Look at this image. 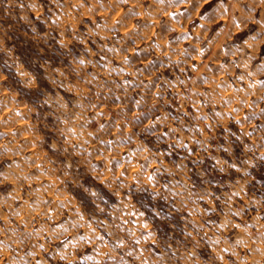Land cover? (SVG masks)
Instances as JSON below:
<instances>
[{
  "label": "rangeland",
  "instance_id": "obj_1",
  "mask_svg": "<svg viewBox=\"0 0 264 264\" xmlns=\"http://www.w3.org/2000/svg\"><path fill=\"white\" fill-rule=\"evenodd\" d=\"M0 264H264V2L0 0Z\"/></svg>",
  "mask_w": 264,
  "mask_h": 264
},
{
  "label": "snow or ice",
  "instance_id": "obj_2",
  "mask_svg": "<svg viewBox=\"0 0 264 264\" xmlns=\"http://www.w3.org/2000/svg\"><path fill=\"white\" fill-rule=\"evenodd\" d=\"M158 2L163 3V0H158ZM188 2H189V0H169V3L173 4L175 6H179L181 4H187ZM205 2H207V0H205ZM262 2H264V0H262ZM180 15H186V14L182 12V13H180ZM172 18L175 19L176 18L175 15H172ZM239 26L240 25L237 22V27H239ZM113 31H115V28L113 29ZM256 39H257L256 37H253V41H255ZM245 119H248V117H245ZM148 131L151 132V129H149ZM249 135H252V133H249ZM232 167H235V165H232ZM89 259H90V257H89Z\"/></svg>",
  "mask_w": 264,
  "mask_h": 264
}]
</instances>
